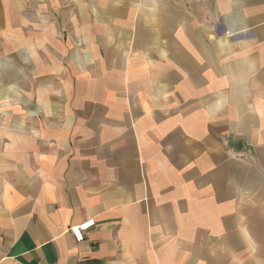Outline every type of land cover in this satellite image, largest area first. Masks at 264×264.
I'll return each instance as SVG.
<instances>
[{"label":"crops","instance_id":"0c3cea01","mask_svg":"<svg viewBox=\"0 0 264 264\" xmlns=\"http://www.w3.org/2000/svg\"><path fill=\"white\" fill-rule=\"evenodd\" d=\"M10 84L0 264H264V0H0Z\"/></svg>","mask_w":264,"mask_h":264},{"label":"rangeland","instance_id":"374dc122","mask_svg":"<svg viewBox=\"0 0 264 264\" xmlns=\"http://www.w3.org/2000/svg\"><path fill=\"white\" fill-rule=\"evenodd\" d=\"M76 45H81V39L76 38ZM15 108L22 109L29 117H36L39 106L33 104L15 84L6 87V93L0 98V112L3 116L10 114Z\"/></svg>","mask_w":264,"mask_h":264},{"label":"built area","instance_id":"2783aa9c","mask_svg":"<svg viewBox=\"0 0 264 264\" xmlns=\"http://www.w3.org/2000/svg\"><path fill=\"white\" fill-rule=\"evenodd\" d=\"M96 226L94 219L84 220L76 225L69 227L68 233L71 235L75 243H82L87 233Z\"/></svg>","mask_w":264,"mask_h":264}]
</instances>
